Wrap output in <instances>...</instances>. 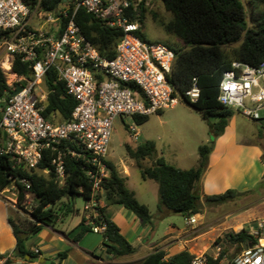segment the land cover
<instances>
[{
    "label": "built area",
    "instance_id": "built-area-1",
    "mask_svg": "<svg viewBox=\"0 0 264 264\" xmlns=\"http://www.w3.org/2000/svg\"><path fill=\"white\" fill-rule=\"evenodd\" d=\"M40 3L41 0L32 8L24 0H0V30L9 33L0 40V69L11 77L7 84L13 92L22 88L4 100L0 109V157L36 170L44 152L52 149L57 153L52 167L59 185L66 181L64 155L84 158V170L93 184V193L85 200L83 216L92 233L103 235L107 226L99 196L103 182L110 177L107 161L114 124L118 119L149 117L179 105L180 99L168 79L176 54L164 43L144 42L138 37L140 7L147 0H71L57 12L43 11ZM79 9L122 31L115 59L103 58L83 35L75 21ZM35 21L60 23L59 31L36 27ZM16 57L30 64L31 80L13 72ZM51 70L64 83L66 94L76 101L68 121L54 123L44 117L49 93L44 80ZM186 96L192 103L197 102L200 89L196 79ZM246 101L252 104L251 108L246 107ZM219 102L260 120L259 112L264 108V63L253 68L234 62L232 70L224 74ZM129 131L132 139L139 137L135 125L129 126ZM62 144L65 152L59 148ZM49 172L44 170L46 174ZM10 179L11 184L0 190V200L32 219L38 204L28 192L31 182L20 176ZM22 191L26 194L20 202ZM187 222L197 224L196 217L187 218ZM249 235L258 242L243 248L234 264H264V218L250 226ZM215 248L221 252L218 245ZM194 256L192 264H207L205 254Z\"/></svg>",
    "mask_w": 264,
    "mask_h": 264
},
{
    "label": "trees",
    "instance_id": "trees-1",
    "mask_svg": "<svg viewBox=\"0 0 264 264\" xmlns=\"http://www.w3.org/2000/svg\"><path fill=\"white\" fill-rule=\"evenodd\" d=\"M71 0H41V9L47 12H57L61 6ZM171 19L167 22L160 20L153 13V20L159 22L168 35L175 37L179 44L168 45L176 54V61L171 75L168 77L173 86L175 95L184 101L207 122L210 135L214 138L211 143L198 147L199 162L196 168L183 170L167 163L163 157L156 154V144L146 141L136 148L126 145L128 156L138 163L144 179L155 181L159 185V213L164 208L171 213L190 218L203 214L207 208L227 206L239 203L250 197L253 190L239 192L229 189L218 195L204 196L200 191V182L209 168V159L217 138L225 134L230 120L237 110L228 108L219 102L220 85L224 74L232 70L234 62L260 68L264 63V0H249L250 14L244 0H161ZM32 8L39 0H24ZM145 6L140 7L139 21L141 29L137 32L138 37L152 43L146 37L143 24ZM248 15L250 21L247 20ZM75 21L83 35L99 54L113 60L117 56V46L122 38V31L109 27L88 14L84 9H79ZM65 26V20L61 23ZM9 33L0 30V40L8 37ZM239 44L238 47L234 45ZM12 70L25 80H31L32 69L30 64L22 62L16 57ZM194 79L200 89L197 102L192 103L186 96V92L193 87ZM48 90V98L45 103L44 117L54 123L64 122L71 119V114L76 106V101L66 94L64 83L60 82L54 71L48 72L44 80ZM14 89L6 80L4 71L0 69V109L4 106V100L9 99ZM240 113V112H239ZM58 119V121H57ZM215 121L212 122L211 120ZM1 120V112H0ZM138 125H143L149 117H134ZM72 147L71 144H67ZM64 151L65 144L60 145ZM65 152V151H64ZM57 153L52 149L44 152V158L38 169L29 170L22 165L12 162L7 157H0V190L11 184L10 177L20 176L31 182L28 191L34 195L38 207L32 219L9 218L10 225L17 239V245L12 254L1 255L0 264H13L14 260H37L38 255L27 247V241L35 236L44 227H53L54 224L65 216L74 215L79 211L72 207L71 203L64 204L58 210L57 204L63 199H74L77 196L89 200L93 193V184L87 177L84 166V158L64 155L66 181L59 185L55 180L52 160ZM151 160V166L143 168L142 163ZM264 164V154L262 156ZM110 169V177L102 184V189L108 205L123 207L136 216L144 226H152L154 230V218L147 205L142 204L131 191L126 180L118 171L117 167L107 161ZM49 169L48 174L44 170ZM264 180V177H263ZM261 183H264L261 182ZM26 192L19 195L20 202L25 199ZM107 229L103 234V250L110 259L131 256L136 248L123 235L121 228L110 219L106 210H101ZM55 216L51 224H45L46 219ZM81 230L74 241L79 242L87 233L91 232L85 220L81 223ZM250 226H245L240 232H227L216 239L213 247L221 248L217 259L211 254H205L207 264H221L226 249L222 246L234 245L243 249L244 245L256 244V238L249 235ZM68 256V251L60 252L53 264H61ZM194 255L188 250L180 251L168 257L164 250L157 249L139 264H192ZM234 264V260L231 261Z\"/></svg>",
    "mask_w": 264,
    "mask_h": 264
},
{
    "label": "rangeland",
    "instance_id": "rangeland-1",
    "mask_svg": "<svg viewBox=\"0 0 264 264\" xmlns=\"http://www.w3.org/2000/svg\"><path fill=\"white\" fill-rule=\"evenodd\" d=\"M244 1L246 2V8L250 14V2L249 0ZM65 5L66 4L62 5L60 9L64 8ZM145 8L146 12L144 14L143 30L148 40L151 42H165L173 46L178 45V40L168 35L162 25L153 20V13H155L160 20L165 22L171 19V14L166 11L163 2L161 0H147ZM247 20L250 21L249 15ZM234 46L238 47L239 44ZM10 78L11 77L6 76L7 81H11ZM246 107L251 108L252 104L246 101ZM259 113L261 119L253 120L243 115L242 112H236L234 117L230 120L229 126L236 129L239 138L253 139L252 137L254 134L256 135L259 132H264V108H262ZM211 121L214 122L215 120L212 119ZM131 125H135L140 133L137 139H132L129 131V126ZM213 140L214 138L210 135L208 124L202 116L187 103L180 101L179 105L174 109L165 110L149 116V120L143 125H138L134 118L131 117H125L123 120H116L109 146L108 161L117 167L121 176L125 178L127 187L135 192L137 199L142 204L147 205L151 215L155 219L160 215L158 210L159 185L153 180L143 178L141 168H139L135 160L128 156L125 146L130 144L132 147L136 148L146 141H153L156 144V154L160 157L164 156L170 165L191 168L196 166L195 161L199 156L198 147L211 143ZM142 166L143 168L150 167L151 160L148 159L144 161ZM263 181L262 178L258 183L254 184L250 189L253 190L250 197H247L239 203L207 208L201 222L197 224L198 233L208 235L206 244L190 246L188 249L192 253H197L194 255L211 254L217 257L220 253L213 247L217 238L222 237L227 232H240L245 226L254 225V219L251 221L250 225H248L249 223H246L245 220H241V213L251 209L257 204L259 205H257L256 210L260 211L264 209V203H262L264 200V183H261ZM99 198H101L105 204L108 203L104 191H102ZM69 203L79 212L74 215L65 216L64 218H69L67 224L73 225L74 222L79 224L86 201L82 196H77L71 200L63 198L55 209L58 210L64 204L66 205ZM11 211L14 213L13 217L17 219L21 218L24 220L28 218L14 209H11ZM128 214L129 218L136 219V216L131 212L128 211ZM166 219L168 220L161 228L159 236L163 235L164 229H166L165 227L170 223L177 224L181 229L185 228L187 225L186 217L179 214L172 213V215ZM137 235L138 233H136V235L125 234L126 238L135 246ZM96 237L100 240L102 239L100 235ZM214 238L216 239L214 240ZM222 248L226 249V255L221 264H231V261L242 251V249L234 245L222 246ZM97 256H102L109 260L105 251L104 253L97 251ZM138 257L139 254L118 259H110L109 261H119L121 259L124 261H133L138 259ZM139 263L140 262H133L130 264ZM87 264L108 263L91 260Z\"/></svg>",
    "mask_w": 264,
    "mask_h": 264
},
{
    "label": "crops",
    "instance_id": "crops-1",
    "mask_svg": "<svg viewBox=\"0 0 264 264\" xmlns=\"http://www.w3.org/2000/svg\"><path fill=\"white\" fill-rule=\"evenodd\" d=\"M33 25L48 31L57 32L59 31L58 26L60 23L48 24L35 21ZM252 138H239L236 129L228 125L225 134L216 139L209 159V168L200 182L202 198L204 196L222 194L229 189H235L239 192L249 191L254 184L264 177V164L262 162L264 132L254 134ZM162 157L165 159L164 156ZM198 162L199 156L195 161V167H176L188 170L196 168ZM101 202L107 216L121 228L123 235H136L138 233L136 246L131 242L136 248L133 255L139 254L138 259L133 261H124L122 259L109 261L102 256H97V251L104 253L103 235L100 234L89 232L79 242H75L74 239L80 232V226L84 220L82 214L79 224L74 222L73 225H70L67 224L69 218H61L53 227H44L33 239L31 237L27 241V247L33 253L37 254L36 252L39 251V254H37L38 259L29 261L26 257V260H14L13 264H53L56 256L64 251H68V256L61 264H87L91 260L108 264H130L143 261L157 249L164 250L168 257L183 250H188L194 255L197 253H192L188 247L204 245L208 239L207 234H199L197 230V224L201 222L204 213L195 215L197 224L189 225L187 222L186 227L181 229L177 224L170 223L165 227L163 235L159 236L161 228L168 220L166 218L172 215L168 210L163 208L160 215L154 219L153 230L152 226L142 225L137 218H129L128 211L123 207L108 205L102 200ZM262 203H264V200ZM257 205L242 212L241 220H245L250 225L253 219L256 222V220L264 218V209L256 210ZM10 208L0 200L1 255L12 254L17 245V239L9 222V218L14 215L11 211L12 208ZM97 235H100L102 239L97 238Z\"/></svg>",
    "mask_w": 264,
    "mask_h": 264
},
{
    "label": "water",
    "instance_id": "water-1",
    "mask_svg": "<svg viewBox=\"0 0 264 264\" xmlns=\"http://www.w3.org/2000/svg\"><path fill=\"white\" fill-rule=\"evenodd\" d=\"M21 91H22V88L21 87H17L16 90L14 92H12L11 97L15 96L16 94H18ZM54 219H55V216H52L50 219H46L44 222H45V224L49 225V224H51L52 220H54ZM247 247H251V244L244 245L243 248L247 249ZM27 258L29 259V256H27Z\"/></svg>",
    "mask_w": 264,
    "mask_h": 264
}]
</instances>
